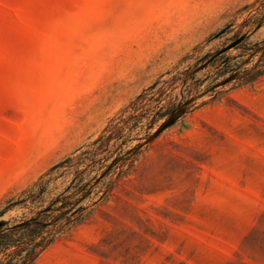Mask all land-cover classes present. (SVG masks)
I'll return each instance as SVG.
<instances>
[{"label":"rangeland","instance_id":"rangeland-1","mask_svg":"<svg viewBox=\"0 0 264 264\" xmlns=\"http://www.w3.org/2000/svg\"><path fill=\"white\" fill-rule=\"evenodd\" d=\"M0 242L264 264V0H0Z\"/></svg>","mask_w":264,"mask_h":264},{"label":"trees","instance_id":"trees-1","mask_svg":"<svg viewBox=\"0 0 264 264\" xmlns=\"http://www.w3.org/2000/svg\"><path fill=\"white\" fill-rule=\"evenodd\" d=\"M20 227L25 228V230L22 232V235L28 237V239L30 240L44 231V226L37 220L26 221L24 224L20 225ZM24 243L25 242L18 243L17 246L20 247L24 245ZM1 244L2 243L0 242V245ZM32 255L33 253H29V255L26 257V260ZM21 264H27V261H23Z\"/></svg>","mask_w":264,"mask_h":264},{"label":"water","instance_id":"water-1","mask_svg":"<svg viewBox=\"0 0 264 264\" xmlns=\"http://www.w3.org/2000/svg\"><path fill=\"white\" fill-rule=\"evenodd\" d=\"M240 40H238L237 42L233 43L231 46H234L235 44H237Z\"/></svg>","mask_w":264,"mask_h":264}]
</instances>
